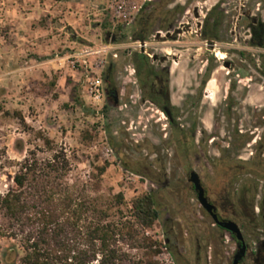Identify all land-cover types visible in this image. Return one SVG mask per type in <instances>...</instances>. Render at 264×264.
<instances>
[{"label": "rangeland", "instance_id": "374dc122", "mask_svg": "<svg viewBox=\"0 0 264 264\" xmlns=\"http://www.w3.org/2000/svg\"><path fill=\"white\" fill-rule=\"evenodd\" d=\"M148 1L0 0V106L5 111L0 113L1 195L12 187L18 165L32 151L40 158L51 156L46 138L55 150L68 155L72 181L98 185L103 196L123 194L126 208L135 198L155 190L167 212L175 216V210L181 211L176 215L179 224L184 228L192 224L185 213H195L200 207L170 143L168 121L154 106L141 102L134 75L133 55L141 52L142 43L131 36L139 11ZM220 1L178 0L188 9L177 24L182 33L173 32L171 38L165 33L157 38L155 33L144 47L147 54L169 57L174 102L180 108L186 103L181 124L187 128L196 123L208 132L214 131L216 106L224 108L230 80L237 87L235 116L223 115L224 125L245 115L246 124H251L255 108L264 110V49L248 46L247 28L237 26L248 11L264 19V0L226 1L225 10L234 24L228 42L212 49L197 36V25ZM196 11L201 17L197 18ZM212 61L217 72L196 110L193 101ZM225 62L233 68L226 69ZM97 76L103 80L101 101L90 98L87 91L88 80ZM111 87L118 91L117 104L106 97ZM220 134L232 136L226 130ZM141 164L167 170L171 187L158 190L149 185L134 173ZM103 167L106 171L100 175ZM160 219L146 232L157 242L154 251L159 253L152 251V260L174 264ZM0 221H4L1 212ZM12 246L22 254L18 240L0 239V264H6L4 252ZM145 253L132 250L129 260L116 264H141L148 259ZM222 263L220 258L215 261Z\"/></svg>", "mask_w": 264, "mask_h": 264}, {"label": "flooded vegetation", "instance_id": "af4514ba", "mask_svg": "<svg viewBox=\"0 0 264 264\" xmlns=\"http://www.w3.org/2000/svg\"><path fill=\"white\" fill-rule=\"evenodd\" d=\"M177 1L150 0L148 2L154 4L142 7L145 8L144 14L151 15L152 31L148 39L155 33L157 38L162 33L168 38H171L173 32L178 35L182 33L177 24H181L188 9L177 4ZM226 1L221 0L213 6L197 25V36L212 49L219 43L228 42L234 24L225 10ZM195 14L197 18L201 17L198 11ZM237 26L247 28L248 46L264 49V19L260 14L245 12ZM146 42H140L141 52L133 55L140 100L154 106L168 121L170 143L177 151L190 190L200 207L195 213L190 214L188 211V215L184 211V217H188L192 223L184 228L176 217L181 211L175 210L176 215L173 216L160 203L158 192H149L155 198L159 215L164 214L159 219L162 221L166 249L173 263L215 264L216 259L220 258L222 264H264V110L255 108L250 116L251 124H246L245 115L244 119L233 117L230 120L233 124L224 125L223 115L235 116L234 91L237 87L236 82L230 80L224 96V108L216 106L214 111V131L198 128L196 123L186 128L180 122L181 112L187 111L183 109L186 103L180 108L174 102V72L172 66L167 64L169 57L147 54L144 48ZM154 63L159 66H154ZM224 67L230 70L233 64L225 62ZM216 72L212 61L206 68L193 101L196 110L206 97L208 85ZM106 97L110 102L118 103V91L115 88H108ZM222 130L232 133V136H222ZM208 148H213V152H209ZM120 154L121 151H118ZM134 173L158 190L171 187L167 170L141 164ZM192 174L199 178L212 212L199 200V192L191 181ZM205 217L210 220L205 221Z\"/></svg>", "mask_w": 264, "mask_h": 264}, {"label": "trees", "instance_id": "16d2710c", "mask_svg": "<svg viewBox=\"0 0 264 264\" xmlns=\"http://www.w3.org/2000/svg\"><path fill=\"white\" fill-rule=\"evenodd\" d=\"M154 2L145 3V7ZM145 9V8H143ZM140 12L132 40L146 42L151 15ZM113 93V92H111ZM4 108L0 106V113ZM48 158L32 151L18 165L13 185L0 194V239L18 240L4 252L6 264H116L129 260L132 250H144L152 260L157 245L146 232L159 220L155 198L144 194L126 208L123 194L103 196L91 182L72 181V163L64 150L53 148ZM106 168H100L103 175ZM153 253H159L158 250Z\"/></svg>", "mask_w": 264, "mask_h": 264}, {"label": "built area", "instance_id": "2783aa9c", "mask_svg": "<svg viewBox=\"0 0 264 264\" xmlns=\"http://www.w3.org/2000/svg\"><path fill=\"white\" fill-rule=\"evenodd\" d=\"M87 91L95 101H101L104 96L103 80L101 76L92 77L88 80Z\"/></svg>", "mask_w": 264, "mask_h": 264}, {"label": "water", "instance_id": "95a60500", "mask_svg": "<svg viewBox=\"0 0 264 264\" xmlns=\"http://www.w3.org/2000/svg\"><path fill=\"white\" fill-rule=\"evenodd\" d=\"M143 45H144V43H143ZM191 181L195 184L196 189L199 192V200L201 201V203L204 205V207L209 212H212V206L208 203L207 199L205 198L204 190H203V188L200 185L199 178L195 174H192Z\"/></svg>", "mask_w": 264, "mask_h": 264}]
</instances>
